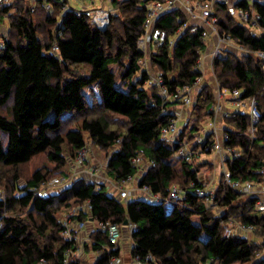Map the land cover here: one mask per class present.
<instances>
[{"label":"trees","instance_id":"obj_1","mask_svg":"<svg viewBox=\"0 0 264 264\" xmlns=\"http://www.w3.org/2000/svg\"><path fill=\"white\" fill-rule=\"evenodd\" d=\"M43 1L35 2V11L30 0H14L0 9V26L8 18L0 28V108H6L0 112V187L6 195L0 199V264H37L42 259L64 264L66 251L74 246L62 235L61 208L88 201L91 216L81 212L78 219L111 221L122 227L129 220L137 225L131 258L145 262L151 256V264H264V213L257 210L256 198L220 183L214 205L206 206L191 190L192 183L205 185L199 171L175 155L186 131L191 139L201 121L213 116L217 97L211 84L197 91L180 140L172 145L162 136L177 102L164 98L159 86H145L149 73L139 64L145 54L137 41L145 31L147 3L163 0H114L105 29L94 26L83 12L65 10L66 1L46 0L51 11ZM237 6L248 8L250 3L245 0ZM252 6L264 16V2L254 0ZM37 15L41 20H35ZM213 16L220 34L231 36L250 52L264 51V32L231 16L226 5L216 2ZM187 19L180 9L162 15L158 27L167 31L168 40L154 45L155 50L151 47L149 54L151 67L160 72L170 92L194 83L200 75L196 63L208 47L202 29L184 31L170 45ZM213 71L220 89L241 90L240 100L257 99L262 118L254 138L247 134L246 112L223 117L225 146L241 152L226 163L233 179L264 183L263 62L253 53L228 52L214 59ZM93 86L99 96L90 103L85 91ZM209 136L206 144L212 145ZM88 144L108 153L104 172L115 181L138 173L132 160L143 150L153 165L141 172L139 186H149L160 201L126 202L109 192L106 184L85 178L42 190L54 176L47 167L22 180L21 167L36 156L46 154L62 171ZM173 184L186 191L177 202L169 197ZM230 221L254 226L253 237L258 235L262 242L236 233L225 237L223 225ZM91 236L95 243L87 248L100 250L107 244L105 232L96 230ZM119 252H104L90 264H108Z\"/></svg>","mask_w":264,"mask_h":264},{"label":"built area","instance_id":"obj_2","mask_svg":"<svg viewBox=\"0 0 264 264\" xmlns=\"http://www.w3.org/2000/svg\"><path fill=\"white\" fill-rule=\"evenodd\" d=\"M30 1L34 3L32 6V11H35V2L37 0ZM58 1H66V5L64 7L65 10H75L77 13L83 12L87 17L91 19L94 26L99 29H105L109 25L111 14L114 12V0H105L106 7L98 9L93 8L92 4L90 6L85 5L81 0ZM118 1L120 2L123 0ZM242 1L245 0H163L147 3L146 16L144 20L145 31L137 41L138 48L145 54V56L139 60V64L142 69L146 70L149 73L148 79L145 82V86H159V93L164 98L176 101L178 107L190 109L195 101L197 90L200 89L205 82L204 77L207 71L210 70V72L214 76L213 62L217 56L227 55L228 52L238 54L239 56L253 53L257 58L262 60L264 69V51L250 52L243 45L239 44L237 41L231 38V36L227 34H220L215 26L216 17L213 16L214 6L216 2H220L221 4L227 6L231 16L246 25H251L254 30H257V32H264V16L253 8L252 2L249 0L248 2L250 3V6L248 8L237 6V4ZM260 1L264 2V0ZM13 2L14 0H0V9L11 5ZM93 2L95 1L91 0V3ZM42 6L47 11H51L53 8L52 4L46 0L43 1ZM178 9L182 10L186 14L188 19L183 22L181 27L176 32V35L172 39H170L171 46L174 44L176 37L187 30H189L191 33H197L198 31H200V29H202L201 37L203 40L207 42L209 41V38L211 36H214L216 41H214L211 51L208 52L205 50L201 53L195 66V70L198 71L200 75L196 78L194 83L192 85H185L181 88H178L174 92H170L168 88L163 84L160 72L154 70L151 67L149 62V54L153 45H161L168 40V33L166 30L158 27V20L162 15ZM0 46H2V42H0ZM54 50L57 51L58 47L55 46ZM216 86L218 89L217 101L211 107V110L214 113L213 116L210 117L206 125L202 126L203 130H200L197 133V142L192 146H189L188 141L186 142L185 139H183V141L181 140L182 142L175 155L177 157L184 158L188 162L193 163L195 157L197 156V150L208 152L209 150L215 151L217 155L216 159H218L219 163L218 165L223 168L221 183L224 186L229 187L235 191H239L244 193L245 195H248L249 197L256 198L257 210L264 213V183L235 180L231 177V173L228 169L226 160L229 157L240 156L241 152L236 148L225 146V142L228 140V135L225 132V126L223 128V134L220 140L214 141L212 145L206 144L205 132L209 130V128L213 132L217 130L219 116L222 113L224 106L222 89H220L217 82ZM232 93L233 104L237 107H246V110L244 112H246L250 116V124L247 128V134L251 138H254L256 136L257 125L262 118V113L258 107L257 99L255 97H251L246 100H240L242 91L238 89L232 91ZM164 111L166 113L168 112L167 109H164ZM170 112H172L174 117L171 119L170 124L162 129V136L169 141L172 140L174 142H178L180 140V132L184 127H181L180 120L185 119V114L184 111H181V108L177 109V107H174V105L171 107ZM234 112L243 111H241V108H237L229 114H233ZM90 148L91 144L86 145L82 150L79 151L78 155L73 160L74 170L76 169L73 176H77L79 174V172H77V168H84L88 166L86 161L91 155ZM132 162L138 169V173L136 175L129 176L128 178L121 181H113V179L111 178L110 180L105 178V181H103L102 183L108 186L109 192L119 197L120 199L125 200L126 202L133 196V191L127 188V186H132L133 184H135L133 185V190L138 188L145 193V196L148 200H155L156 202H159V197L152 193L149 186H139V178L141 172H144L148 167L153 165V162L147 160L143 150L139 151L137 156L133 158ZM88 168L89 169L83 171L86 174H90V176L87 178L88 180H93L96 173L94 172V170L90 169L89 166ZM261 173L264 175V168L261 169ZM73 180H75L73 177H69L66 180L65 178H59L48 187L53 188L56 186H65L66 184L71 183ZM191 186L192 193L195 194L198 198L202 199L206 206L211 207L212 205H214L217 187H213L210 184L207 185L206 183L203 187H195L194 183H192ZM185 193V189L180 187L178 184H173L170 188V200L172 202L180 201L184 197ZM5 196V192L3 190H0V199L4 200ZM91 211L92 205L88 201L84 204H79L71 207L70 211L65 215L64 218H62V235L65 239L70 240L74 246V248H69L66 251L64 264H72L82 259L85 255L87 246H92L95 243L94 239L91 236L92 232L87 231V223L91 219L81 220L77 218V216L81 212H85L88 217H90ZM126 226L128 227L129 234L132 240V234L137 230V225L135 223L129 222V224ZM223 226L225 237H231L235 233L241 236H250L253 235L255 230L254 226L252 225H246L243 223H237L234 225L232 221L225 223ZM97 228V230H101L107 235V244L102 245V248L97 251L102 254L104 252L119 250V254L112 256L108 264H124V258L121 250L123 227L111 221H98ZM131 246H133V240ZM133 259L135 264H151L149 260H151L152 257L148 256L146 258L147 261L145 262L141 261L139 257H134ZM37 264H48V262L42 259Z\"/></svg>","mask_w":264,"mask_h":264},{"label":"rangeland","instance_id":"obj_3","mask_svg":"<svg viewBox=\"0 0 264 264\" xmlns=\"http://www.w3.org/2000/svg\"><path fill=\"white\" fill-rule=\"evenodd\" d=\"M93 1H95V2L91 3V1H89L90 3L89 2H87V3L84 2V4L87 5V6L88 5L90 6L92 4V7L93 8H96V9H98V8H105L106 7L105 0H93ZM249 1L253 2L254 0H249ZM35 20L36 21L41 20V17L39 15H37V16H35ZM6 23H8V18H6L3 21V23H1L0 28L1 29H4L3 26H6ZM209 43H210V41H207V45H209ZM152 47L155 50L156 47L154 45ZM206 51H207V49H206ZM113 68L117 72H119L118 66L113 65ZM209 73H211L210 70L207 71V73H206V75L204 77L205 79H207V78L209 79V75H210ZM216 90L218 91L217 86H216ZM222 92L225 94V98L223 100V103L224 104L227 103V106H230L231 105L233 111L236 110L237 108H241V111H245L246 110V107H237L236 105L233 104V102H232V99H233V93H232V91L225 89ZM85 94H86L87 99L89 100L90 103H92L93 100H95L94 98H98V96H99L96 86H93L91 88H87L86 91H85ZM178 108H181V111L182 112L185 111V108L184 107H177V109ZM183 108H184V110H183ZM0 112H6V108H0ZM209 119H210V117H205L201 121V123H200V129L198 131L194 132L193 137L191 139L189 138V136H190L189 130L186 131L185 141L186 142L187 141L189 142L188 143L189 146H192L194 143L197 142V137H196L197 136V133L200 130H203L202 129V126L203 125H206L208 123V120ZM185 123H186L185 122V119L184 120H180L181 127L182 126H185L186 125ZM174 143H175L174 141H172V140L170 141V144L174 145ZM90 150H91L90 151V154L91 155L89 156V158L86 161V163L90 167V169H92V162L93 163L98 162V164H105L107 162L108 153L106 151L100 150L99 148H97V147H95L93 145L91 146ZM211 151L209 150V152H208V151H200V150H197V154H196L197 156L195 157V159H194V161L192 163L194 165V167H196L197 170L199 171V176L202 178V180H204V183H206L207 185H209L210 178L211 179L214 178V175L215 176L222 177L221 174L223 172L222 169H221V166H217L216 165V167H215L214 164L207 166L205 164V162H203L204 159H208L209 161L212 160V161L217 162L216 161V158H217L216 152L215 151H212L211 152ZM217 164H219V163H217ZM72 165H74V164H72ZM88 166H86L84 168L83 167L82 168H77V172H79V174L80 173H84L83 170L89 169ZM46 167L48 168V170H51L52 169L51 170V173L54 176L51 177V179L47 183V185H45V186L42 187V189H44V190H49L50 188L48 187V185L53 184V182L55 180L59 179V178H65V180H66V179L69 178V176L70 177H73V174L76 171V169L74 170V166H71L70 164H68V166L65 168V170H62V171L61 170H57V169H55L54 164L51 163L47 159L46 154H40V155L36 156L30 163H28V164L24 165L23 167H21V169H20V176H22V180H25L26 178H28L32 174V172L35 169H37V168H46ZM133 185H135V184H133ZM133 185L132 186H127V188H129V189H131L133 191V187H134ZM1 189H2V187H0V190ZM144 199H147V198H144ZM220 210H222V209H217V208L215 209L216 212H219ZM69 211H70V208H68V207H62L61 208V212H60L61 218H64L65 215ZM232 223L234 225L237 224L235 222H232ZM249 237H253V235H250ZM253 238L256 239V240H259V243L262 242L261 238L258 237V235L257 236H254ZM85 251L86 252H88V251L90 252V249L89 248H86ZM262 252H264V248H262ZM127 259H129V258H127ZM90 263H92V260H90L88 258L81 260V264H90Z\"/></svg>","mask_w":264,"mask_h":264},{"label":"crops","instance_id":"obj_4","mask_svg":"<svg viewBox=\"0 0 264 264\" xmlns=\"http://www.w3.org/2000/svg\"><path fill=\"white\" fill-rule=\"evenodd\" d=\"M83 2H89L91 0H81ZM90 3V2H89ZM209 45H208V48H207V51H211L212 48H213V44H214V41H216L215 37L214 36H211L209 38ZM209 79H205V82L204 84L206 83H209L213 86L214 90H215V95L217 97V90H216V81L214 79V76L213 74L209 73ZM200 89H198L197 91H199ZM225 89H223L222 91H224ZM228 90V89H227ZM225 98V94L223 93V99ZM174 107H178V105H174ZM188 110V111H187ZM233 110H232V106H227V103L224 104L223 106V110H222V113L220 114L219 116V121L217 123L218 127H217V130L215 132L211 131L210 128L209 130H207L205 132V135L206 137L208 135H210V139L213 140V141H216V140H220L221 137H222V134H223V128L225 126L224 122H223V117L226 116L227 114L231 113ZM191 108L188 109V108H185V111H184V114H185V122L187 123V120L191 117ZM186 137L184 136L183 139H185ZM108 160V159H107ZM217 162L215 161H209L208 159H204L203 162H205V164L207 166L209 165H216L219 166L217 163H218V159H216ZM107 162L105 164H98V162H95L93 163L92 162V170L95 171V178H93V180H90V181H93V182H97V183H102L103 181H105V178H107L108 180H110V177H108L105 172H104V169H105V166H106ZM71 166L72 163L70 164ZM222 171H223V168L221 167ZM100 171V172H99ZM99 172V173H98ZM74 175V174H73ZM105 175V176H104ZM222 175V174H221ZM90 176V174H86V173H80L78 174L77 176H73V178L76 180L78 178H85L87 179L88 177ZM201 178V177H200ZM221 179L222 177L220 176H215L214 175V178H210L209 180V184L212 185L213 187H217L219 186V184L221 183ZM202 180V178H201ZM114 181V180H113ZM204 182V180H202ZM57 187V186H56ZM108 188V186H107ZM51 189V188H50ZM53 189V188H52ZM57 189V188H56ZM109 190V188H108ZM132 198L134 199H144L146 198L145 196V193L142 192L140 189H134L133 190V196ZM98 220L96 219H91L90 221H88L87 223V231L88 232H94L96 231L98 228ZM132 245V240H131V236L129 234V230H128V227L127 226H123V238L121 240V250H122V254H123V258H124V264H135L134 263V259L131 258L130 256V251H131V246ZM90 249V252H85V255L83 256L84 259L88 258L92 261H96L102 254L99 253L97 250H93L92 248H89ZM129 258V259H127Z\"/></svg>","mask_w":264,"mask_h":264},{"label":"water","instance_id":"obj_5","mask_svg":"<svg viewBox=\"0 0 264 264\" xmlns=\"http://www.w3.org/2000/svg\"><path fill=\"white\" fill-rule=\"evenodd\" d=\"M93 220V219H92ZM129 224V220H126L125 221V223H124V225L126 226V225H128Z\"/></svg>","mask_w":264,"mask_h":264}]
</instances>
